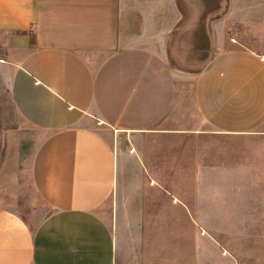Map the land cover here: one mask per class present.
<instances>
[{
  "label": "crops",
  "instance_id": "crops-1",
  "mask_svg": "<svg viewBox=\"0 0 264 264\" xmlns=\"http://www.w3.org/2000/svg\"><path fill=\"white\" fill-rule=\"evenodd\" d=\"M0 34V130L7 99L51 211L32 229L0 204V264H244L196 226L264 223L228 198L264 192V0H0ZM155 136L254 147L219 168L179 151L169 170Z\"/></svg>",
  "mask_w": 264,
  "mask_h": 264
},
{
  "label": "rangeland",
  "instance_id": "rangeland-1",
  "mask_svg": "<svg viewBox=\"0 0 264 264\" xmlns=\"http://www.w3.org/2000/svg\"><path fill=\"white\" fill-rule=\"evenodd\" d=\"M4 37L0 34V47L3 44ZM4 104L6 109L4 114L6 131L2 134L0 130V204L15 211L26 221L30 228L36 229L51 211L35 194L28 175L29 161L35 148V143L32 141L34 133L14 116L7 99L4 100ZM253 147V145L246 143L220 144L208 140H202L194 144L177 145L171 137L163 139L158 136L144 142V149L153 159L154 166L157 165L159 168L169 170L173 165L178 164L174 161V156L179 151H181L182 156L183 154L197 155L198 167L219 168L222 164L235 167L237 163H241V159H244L243 155L252 152ZM181 162L185 164V161ZM14 174L17 177H12ZM155 179L162 181L163 185L171 191L172 182L175 178L169 174V171H165L163 176ZM212 179L219 184V178L213 177ZM198 195L202 196L201 193H198ZM210 195L216 198L222 196L219 192L207 194V196ZM228 198L230 206L234 203L241 204L245 206V212L251 210L247 209L251 206L257 207L259 211L264 208V192L238 193L231 190L228 193ZM214 202L220 203L219 200ZM214 202L200 200L198 205H213ZM98 212L105 217H109V200L98 209ZM165 213H169L167 205ZM171 228L172 226L165 225V238L168 237L167 234H171L169 232ZM196 230L198 236L205 234L204 236H207V238H213L215 244L218 246L223 245L225 249L233 252L244 264H253V262L254 264H264V223L200 224L196 226ZM206 263L207 261L204 258L199 259L198 257V264ZM214 264L221 263L215 259Z\"/></svg>",
  "mask_w": 264,
  "mask_h": 264
}]
</instances>
